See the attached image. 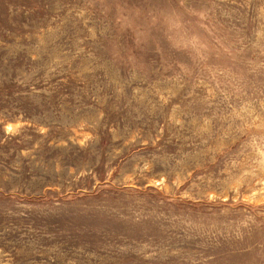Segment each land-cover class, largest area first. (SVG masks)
Segmentation results:
<instances>
[{"label":"rangeland","instance_id":"1","mask_svg":"<svg viewBox=\"0 0 264 264\" xmlns=\"http://www.w3.org/2000/svg\"><path fill=\"white\" fill-rule=\"evenodd\" d=\"M0 264H264V0H0Z\"/></svg>","mask_w":264,"mask_h":264}]
</instances>
